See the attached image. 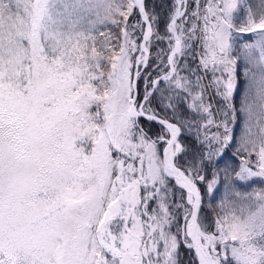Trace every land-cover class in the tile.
<instances>
[{
	"label": "snow or ice",
	"instance_id": "1",
	"mask_svg": "<svg viewBox=\"0 0 264 264\" xmlns=\"http://www.w3.org/2000/svg\"><path fill=\"white\" fill-rule=\"evenodd\" d=\"M0 264H264V0H0Z\"/></svg>",
	"mask_w": 264,
	"mask_h": 264
}]
</instances>
